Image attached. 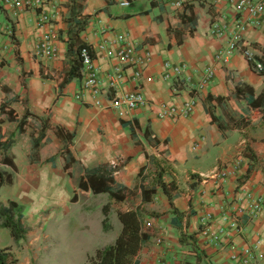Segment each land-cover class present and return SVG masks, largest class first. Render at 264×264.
<instances>
[{
    "label": "crops",
    "instance_id": "obj_1",
    "mask_svg": "<svg viewBox=\"0 0 264 264\" xmlns=\"http://www.w3.org/2000/svg\"><path fill=\"white\" fill-rule=\"evenodd\" d=\"M38 1L18 9L0 1V137L12 138L6 154L13 163L0 164L8 177L0 188V208L10 202L23 206L27 230L15 242L0 228V248H10L12 264H68L63 257L85 264L87 256L115 242L120 222L117 230L107 224L109 229L103 231L106 214L93 220L90 206L84 205L93 197L107 202L96 210L117 203L105 192L96 193L99 189L86 178L100 166L112 178L107 187L121 190L123 202L134 194L136 204L129 210L139 208L141 214L146 209L140 222L148 239L135 257L137 264H228L233 254L247 248L257 255L256 264H264V124L243 93H237L247 85L260 94L264 75L238 53L225 64L215 59L244 16L229 0L195 2L183 10L170 0H77L88 17L79 37L91 46L92 64L104 89L101 105L94 106L89 95L82 101L75 98L81 77L64 82L75 59V48L63 41L69 30V0ZM43 17L46 23L40 21ZM213 23L224 26L222 36L210 33ZM48 33L56 38L55 57L37 59L35 45ZM121 35L134 47L135 59L149 54V61L122 65L100 51L105 46L117 53ZM240 45L255 55L264 51V21L257 27L246 24ZM165 63L185 64L187 69L179 78L164 80ZM115 67L122 68L123 78L116 90L105 94L106 75ZM207 68L214 69V76L197 89ZM138 69L141 78L134 81ZM132 91L142 93L150 106L127 112L109 106L114 96ZM208 95L225 98L215 109L228 127L224 139L206 113ZM187 102L193 105L189 116L157 117L159 104L181 108ZM7 111L16 120L9 119ZM239 117L245 118L244 126L234 125ZM42 129L45 136L34 146ZM158 170L176 213L156 184ZM150 189H155L150 201H142L141 190ZM256 200L262 201L258 211L253 210ZM206 228L207 235L222 230L228 246L216 248L203 233ZM75 232L90 239L79 240Z\"/></svg>",
    "mask_w": 264,
    "mask_h": 264
},
{
    "label": "built area",
    "instance_id": "obj_2",
    "mask_svg": "<svg viewBox=\"0 0 264 264\" xmlns=\"http://www.w3.org/2000/svg\"><path fill=\"white\" fill-rule=\"evenodd\" d=\"M3 6L9 7V9H18L23 6L28 7L33 4H39L38 0H0ZM171 5L175 9L183 10L187 5H190L195 2H204L212 3L220 0H170ZM233 5L234 11L240 15L244 16L238 24L236 25L235 32L232 33L229 41L225 48L220 50L215 59L221 63H227L230 57L238 53L242 55L249 64H253L254 72L261 70V65L255 62L253 53L248 49L240 45L241 33L245 29L246 24L253 26H259L264 21V0H229ZM124 6L128 5L123 3ZM42 23H46L47 18L43 17L40 20ZM224 26H221L217 23H213L210 28V33L214 36H222L224 34ZM1 37V34H0ZM118 41L122 42V46L117 53H114L105 46L100 47V51L104 52L107 57H112L118 60L122 65L132 63L133 65L143 66L146 62L149 61V54L140 59L134 57V47L124 38V36H118ZM55 41L56 38L53 34H44L40 37L34 48V57L40 60L49 61L55 57ZM1 47V43H0ZM81 87L80 92L75 96L78 100H83L85 95L91 96L94 106H100V96L104 93V89L101 86V81L97 74L96 69L93 67V58L89 56L86 49L81 50ZM187 69L185 64L180 66H171L169 63L164 64V80H170L173 76L174 78H179L183 75L184 71ZM133 80L139 81L141 78V71L138 69L133 73ZM214 76V69L207 68L204 70L201 78L198 81V88L201 89L206 87ZM123 78V70L121 67H115L114 70L106 75V91H114L117 89L120 81ZM109 106L114 110L120 112L133 111L139 108L149 107V102L144 98L142 93L139 91H132L123 94L120 97H115L110 99ZM193 105L190 102L185 103L181 108L169 106L167 104H159L157 107V117L159 119H178L180 117H187L191 114ZM262 206L261 200H256L253 205V210L258 211ZM205 222V220H204ZM206 226V224H204ZM234 226V225H233ZM204 234L207 233V228L204 229ZM207 235V234H206ZM205 235V236H206ZM211 243L216 248L223 249L228 246L229 242L227 241L228 237L222 230H219L216 234H208L206 236ZM156 242L161 243V239H157ZM257 255L253 253L250 248L239 252L238 254H233L230 257V262L228 264H256Z\"/></svg>",
    "mask_w": 264,
    "mask_h": 264
},
{
    "label": "trees",
    "instance_id": "obj_3",
    "mask_svg": "<svg viewBox=\"0 0 264 264\" xmlns=\"http://www.w3.org/2000/svg\"><path fill=\"white\" fill-rule=\"evenodd\" d=\"M76 1L77 0H69L68 6L70 13L66 18V21L69 25V30L66 37L63 38L64 42L75 48V59L70 64V68L67 72V78L64 81L65 83L72 78H79L81 76V50L86 49L89 56L93 57L91 46L82 42L79 37L80 33L83 32L88 25V17L82 15V7ZM253 57L255 62L261 65V70L257 71L256 73L259 75H264V51H260V54L258 55L253 54ZM250 67L254 70L252 63L250 64ZM237 93H243L249 108L260 113V119L264 124V91L258 95H255L251 87L242 85L237 89ZM224 100V97H212L210 95H208L205 100L206 113L208 115L209 121L218 128L222 139L227 137L226 131L228 130V127L220 120V117L216 115L215 109ZM6 114L8 115L9 119L16 120L15 115L10 111H7ZM23 123L24 119H22L19 123L20 129ZM234 125L238 127L244 126L245 118L239 117V119L235 121ZM45 133L46 129H42L41 133L37 136V138L34 139V146H36L44 138ZM143 135L147 136V131H145ZM150 139L156 146V149L159 150L158 143L154 141V138L150 137ZM165 143L166 142H164V144ZM11 145V137H6L4 139L0 137V164L13 166V163L6 154ZM70 163V160L65 162V170L69 169ZM104 167L105 166H100L94 171L87 173L86 178L89 180V183L92 187L99 189L95 190L99 191L96 193L105 192L114 202H123L124 194H122L121 190L118 192H113L107 187L106 183L110 182L112 178L110 173H106L103 170ZM250 170L251 169H248L245 177H247ZM158 171L159 173L156 177V184L167 196L172 211L176 213L173 208L172 196L167 189V185L161 180L162 170ZM7 181L8 177L0 170V188ZM80 185V187L83 188V184ZM170 188H174V186L171 185ZM154 193L155 189H150L147 193L144 190H141L142 201H150L151 195ZM107 208L108 205L104 206L103 208L104 215ZM23 213V206L11 202L6 208H0V228L7 229L15 242L23 239L27 233V230L23 224ZM117 219L121 224V231L115 242L104 248L97 249L93 255L87 256L85 264H137L135 257L148 239V236L142 232L139 215L136 211L124 210L117 213ZM102 226L103 231H107L109 229V226L106 222V216L102 221ZM12 263H14V259L10 254V248H0V264Z\"/></svg>",
    "mask_w": 264,
    "mask_h": 264
},
{
    "label": "rangeland",
    "instance_id": "obj_4",
    "mask_svg": "<svg viewBox=\"0 0 264 264\" xmlns=\"http://www.w3.org/2000/svg\"><path fill=\"white\" fill-rule=\"evenodd\" d=\"M130 196H132L133 200L131 201L130 199ZM128 200L126 202H122V203H110L105 212L106 214V222L107 224H111L114 225L116 227V230H117V225H118V220L116 218V213L120 212V211H124V210H129V209H133L135 207V196L134 194L133 195H130ZM105 199L101 198V197H93L91 200H90V203H85L84 205H87V206H90L88 207L89 208V212L88 214L91 215V218L94 220V219H97L98 216H100L102 219H103V211L100 209L96 210L100 205L102 204H106L104 202ZM84 208V207H83ZM95 210V212H93ZM136 212L138 213L139 215V218L143 217L142 215L146 214V209L145 208H142L141 210V214H140V209L137 208L136 209ZM145 219V217L142 218V222L143 220ZM146 226L149 227L150 226V222H147L146 223ZM113 229V227L111 228ZM115 232H112L111 235L108 236L109 237H112V235L114 234ZM75 237H78L79 240H84V242H86V240L90 239L89 236L85 233H82V232H75V234H73ZM73 259H76V258H72V257H63V260L67 261L68 264H72L73 262L72 261H75Z\"/></svg>",
    "mask_w": 264,
    "mask_h": 264
}]
</instances>
